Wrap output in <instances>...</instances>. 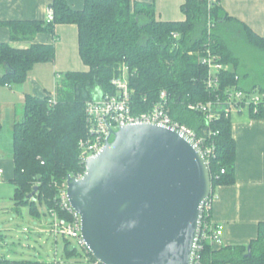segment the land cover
Here are the masks:
<instances>
[{"label":"trees","instance_id":"1","mask_svg":"<svg viewBox=\"0 0 264 264\" xmlns=\"http://www.w3.org/2000/svg\"><path fill=\"white\" fill-rule=\"evenodd\" d=\"M209 2L185 0L182 11L186 19L163 22L157 20L153 5L131 0H85L82 10H74L66 0H53L50 6L54 11L53 22L0 23L9 28L12 41L31 40L40 33L54 34L56 25H76L79 54L88 67L85 72L64 74L57 83L55 104L51 103L53 95L25 97L23 118L12 129L14 176L11 182L15 186L17 208L28 206L32 216L40 217L37 208L40 201L48 212L54 210L60 217H67L58 208V192L69 176L85 172L80 161V143L88 138L86 102L99 92L114 93L112 80L122 75L124 67L128 68L133 100L142 105L139 107L146 110L157 100L160 91L166 90L172 97L173 120L193 131L197 138L204 137L213 144L214 155L209 159L211 197L216 188L235 183L236 142L231 119L222 115L207 121L202 112L190 110L189 105L216 101L218 97L224 101L228 90L233 88L254 92L253 88L242 87V80L251 73L244 70L241 58L230 46V38L239 37L262 53L264 38L230 17L220 0ZM174 33L179 35L178 39L173 37ZM208 46L226 66L216 90L208 88V68L201 63ZM55 57L54 44L16 49L0 43V86L24 83L36 64L53 63ZM260 89L264 94V88ZM250 112L255 118H264L263 106L258 112L252 107ZM206 221H210V216L204 212L203 224ZM75 254L76 249L66 239L65 256ZM197 256L199 264H264V223L259 225L257 238L248 246L215 249L203 242ZM0 264L59 263L0 259Z\"/></svg>","mask_w":264,"mask_h":264},{"label":"water","instance_id":"2","mask_svg":"<svg viewBox=\"0 0 264 264\" xmlns=\"http://www.w3.org/2000/svg\"><path fill=\"white\" fill-rule=\"evenodd\" d=\"M212 192L196 141L149 123L112 132L87 159L83 177H70L67 188L82 238L102 264H195Z\"/></svg>","mask_w":264,"mask_h":264},{"label":"crops","instance_id":"3","mask_svg":"<svg viewBox=\"0 0 264 264\" xmlns=\"http://www.w3.org/2000/svg\"><path fill=\"white\" fill-rule=\"evenodd\" d=\"M52 1L0 0V23L45 21ZM66 1L74 10L84 8L85 0ZM131 1L153 5L158 21L180 22L186 19L182 11L185 0ZM220 4L230 17L244 23L255 34L264 38V0H220ZM0 43H8L16 49H27L33 44H54L56 48L54 62L36 64L24 83L0 86V123L3 127L4 117L10 112L12 138L13 126L19 122V109L20 106L24 107L27 95L35 97L54 95L57 83L63 79L65 73L85 72L88 71V67L84 65L79 54L76 25H56L54 34L40 33L27 41H12L9 28L2 25ZM241 61L244 70H247L249 66H245L242 59ZM259 83L255 78H244L242 87L260 92ZM230 119L232 136L236 142V181L233 185L216 188L213 195L212 223L214 227L224 226L221 244H211L215 249L229 245L248 246L257 238L259 225L264 223V118L253 117L250 108L247 107L233 112ZM0 169L4 171L0 178V189L5 187V192H9L12 199L13 189L6 188L5 182L12 183L14 162L13 159L5 158L1 138ZM14 210L19 212L17 207Z\"/></svg>","mask_w":264,"mask_h":264},{"label":"built area","instance_id":"4","mask_svg":"<svg viewBox=\"0 0 264 264\" xmlns=\"http://www.w3.org/2000/svg\"><path fill=\"white\" fill-rule=\"evenodd\" d=\"M209 1L211 3V0ZM45 21L47 23L54 21V11L52 8L48 9ZM173 37L178 39L179 35L174 33ZM201 63L208 68V88L216 90L220 84V75L226 70V66L214 55L210 46L204 51ZM112 86L115 89L114 93L101 92L99 96L86 102L88 138L80 143V161L84 167L86 166L87 159L98 153L105 146L112 132H116L120 128L128 125L143 123L176 128L183 131L201 147L209 164V159L214 155L215 147L206 138H197L193 131L173 120L170 114L172 97L168 91H160L157 100L148 106L146 110H143L142 107H139L142 105H137L133 100V91L130 88L127 67L123 68L120 77L112 80ZM51 103H56L54 95ZM261 106L264 107V94L260 92L247 93L239 88H233L228 90L224 101H221L218 97L216 101L189 105V109L202 112L207 121H213L222 115L230 118L233 112L247 107H253L254 111L258 112V108ZM224 172L223 170L222 173L224 174ZM3 173L4 171L0 169V178L3 176ZM84 173L77 176H69L59 186L58 208L67 217H60L57 211H50L49 214L52 218L50 228L55 236L62 235L66 239H75L92 264H102L92 256L87 248L81 235V217L71 206L67 195L68 179L70 177L80 179ZM212 199L213 196L205 205L204 212L207 213V216H210V221L202 224L201 236L195 255V264H199L197 252L202 249L203 242L210 244H221L222 242L224 226L218 225L214 227L212 223Z\"/></svg>","mask_w":264,"mask_h":264},{"label":"rangeland","instance_id":"5","mask_svg":"<svg viewBox=\"0 0 264 264\" xmlns=\"http://www.w3.org/2000/svg\"><path fill=\"white\" fill-rule=\"evenodd\" d=\"M230 46L241 57L245 66H249L248 70L251 73L249 78H255L260 82L258 85L264 88V53L248 46L244 41L239 40V37H231ZM19 114L18 121H21L22 106H20ZM11 121L12 116L8 112L4 117V124L0 131L7 160L12 159L13 155ZM5 184L6 188L13 189V196L10 199L11 196L9 197V192H5V187L0 189V194L2 193L3 197L2 200L0 198V259L47 261L59 264H92L78 242L72 238H68V241L76 249V254L70 257L65 256L66 238L62 235L55 236L51 232L52 218L47 207L40 201L37 202V208L41 213L40 217L32 216L28 206L20 207L19 212L15 211L16 205L13 199L15 186L9 181Z\"/></svg>","mask_w":264,"mask_h":264}]
</instances>
